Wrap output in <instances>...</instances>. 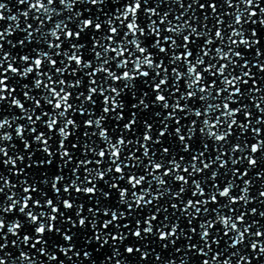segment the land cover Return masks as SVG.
Segmentation results:
<instances>
[{"label": "snow or ice", "instance_id": "1", "mask_svg": "<svg viewBox=\"0 0 264 264\" xmlns=\"http://www.w3.org/2000/svg\"><path fill=\"white\" fill-rule=\"evenodd\" d=\"M15 3L27 8L11 14L8 3L0 0V22H9L0 29V130L15 124L19 145L9 149L6 143L13 135L0 132V142H5L0 155L4 168L25 178L13 184L0 169V213L18 207L25 219L8 221L0 215V264H44L20 249L22 230V244L51 264H65L56 252L72 264L81 255L80 264H96L93 251L99 253L106 245H111L110 254L101 264L113 258L115 264H126L119 259V245L129 237L145 241L153 236L165 242L162 249L169 244L176 253L187 249L179 264H189L188 252L204 257L199 264H252L241 252L244 246L256 259L264 256V226L260 220H246L248 215L264 219V211L247 208L257 199L249 195L248 169L257 168L261 161L255 157L264 153V139H259L264 135V88L253 73V68L264 73V61L252 63L245 55L255 46V56L264 57L258 47L264 0H190L187 5L184 0H123L110 15L102 6L120 0H59L68 13L76 4H87L104 18L86 8V18L85 12L76 11L51 28L46 22L62 14L56 0ZM163 4L168 7L161 11ZM225 6L234 11L221 12ZM16 33L15 42L8 39ZM250 81L252 86L245 87ZM14 85L23 99L15 95ZM9 100L21 115L3 116L2 102ZM243 101L260 114L256 127L250 104ZM241 113L246 123L238 119ZM249 130L256 141L251 145L245 138ZM234 136L236 142L230 140ZM245 150L253 155L234 158ZM245 160L247 168L241 171ZM31 169L37 175L29 180ZM256 175L264 180V171ZM225 176L221 186L217 181ZM17 187L22 196L12 191ZM234 189L240 194L233 195ZM258 196L264 206V184ZM80 198L87 203H78ZM237 204L246 209L239 215L233 207ZM138 209L149 211L130 220ZM9 234L15 237L11 245L19 249L16 257L5 251ZM81 240L78 248L75 241ZM221 241L224 248L213 253V245L220 249ZM123 251L140 253L142 260L149 256L130 241Z\"/></svg>", "mask_w": 264, "mask_h": 264}, {"label": "water", "instance_id": "2", "mask_svg": "<svg viewBox=\"0 0 264 264\" xmlns=\"http://www.w3.org/2000/svg\"><path fill=\"white\" fill-rule=\"evenodd\" d=\"M4 2L8 3V5L11 7L12 9V13L11 14H15L17 13V9H19L20 11H23L27 8V5H17L15 3V0H4ZM190 0H184V3L185 5H187V3H189ZM123 3V0H120V3H117V4H111V3H106L105 5H103V10L105 13H108L109 15L114 11V9L116 7H119L120 4ZM55 7L57 8L58 11H61V16H54L53 17V20L51 22H46V26L47 28H51L53 27L54 23L59 20V19H64L65 17L69 16V15H73L74 12L76 11H82V12H85V9L86 8H90L92 13H94L95 15H100L101 16V19H103L104 17L101 15V13H99L97 11V9L91 5H87V4H76L73 8V12L72 13H68L66 10L63 9V6L60 5L59 3V0H56V4H55ZM168 7L167 4H163L162 7H161V11L162 10H165L166 8ZM178 6L177 5H172V8L173 9H176ZM194 8H196V6L194 5ZM210 12V10H208ZM221 12H224V11H234L233 9H227L226 6L221 8L220 9ZM6 16L9 15L10 13L8 12H5L4 13ZM197 15H200V12L197 8ZM88 16V12H85L84 14V17L82 18H86ZM142 16V19H143V14H141ZM21 19H23V17H21ZM31 22V20L29 21ZM67 22V21H66ZM8 21H4V22H0V29H2V27H6L8 25ZM74 23L75 21H73V23H70V27H74ZM247 28V25L245 26ZM214 31V30H213ZM262 32V38H261V44L258 46L260 47L261 51H264V30H260ZM19 36V33H16L15 35H13L12 37H8V39H11L13 40V42H15V40L18 38ZM119 39V38H118ZM9 45L5 43V50H9ZM30 47V46H29ZM21 51L23 52L22 49H12L13 53H15L16 51ZM245 55L247 56V58L249 59L250 62L252 63H255L258 59L261 60V61H264V57H256L255 56V46L250 50V51H246L245 52ZM85 56L87 58V53H85ZM15 66L17 67H20V64L17 63ZM2 71V70H0ZM237 72H239V69H237ZM253 73L257 76V84L261 87V88H264V80H261L259 79V77L261 76H264V73H259L258 70L256 68H253ZM15 79H19L18 77L15 78ZM31 79V77L29 78ZM17 87L18 91L17 93L15 94L18 98H21L23 99L22 97V92L19 90V85H14ZM252 84H251V81L249 82V85L245 86V87H251ZM154 95V94H152ZM261 95H264V93H261ZM244 103H249L250 104V110L252 111L253 113V127H256L257 125H255V118L258 117L260 114L256 111L254 105H251V103L249 101H243ZM3 103V116H7L9 118L13 117V116H19L21 115L19 109H16L14 107H10L9 104H10V100L9 101H5V102H2ZM25 105L26 106H29L30 105V102L28 101H24ZM238 105H234V107H236ZM2 118V117H0ZM80 119L82 120L83 117H80ZM238 119L241 121V122H245L246 121L244 120V117H243V114L241 113L238 117ZM18 123H27L26 121H18ZM109 129L111 130V123H109L108 125ZM0 132H9L13 135L14 139L11 141V142H7L6 143V146L9 147V149H11V145L12 144H17L19 145V140L17 138H15V124H13V126L11 128H7V129H3V130H0ZM27 135V134H26ZM235 135H239V130H235ZM245 138L247 139V142L249 145H251L252 143H255V139L253 138L252 136V133L251 131L249 130L246 134H245ZM259 139H264V135H261L259 137ZM230 140H232V142H236L235 141V136L230 138ZM0 143H5V142H0ZM175 147L176 145L174 144L173 145V148L175 150ZM194 147H195V144H194ZM53 148H55V145H53ZM127 151V150H126ZM10 155H13L14 153L10 151L9 153ZM230 155H232L231 153H229ZM247 156V155H253L250 150H245L244 153H236L234 155V158H239L240 156ZM255 158H257L258 160L261 161L260 164H258L257 168L255 169H248L249 171V176L247 177V179H250L252 181V186L250 188V192H249V195L250 197H256L257 199L250 203L247 208L250 209L252 207H256L258 208L259 210L261 211H264V206L260 205L259 203V196H258V193L259 191L261 190V185L264 184V180H261L257 177L256 173L258 171H264V153H261L260 155L256 156ZM4 157L2 155H0V169L3 170L4 172V175L8 176L12 183L13 184H16L17 181L19 179H24L25 177H16L14 175H12L8 170L7 168H4L3 164H2V161H3ZM225 159H227V157H225ZM107 163V162H106ZM18 166L19 167H23L22 164H19L18 162ZM229 167H233L231 165V161H229ZM239 167L241 168V171H243L245 168H247V161L245 160L243 162V164L239 165ZM8 168H11V165L8 166ZM30 172H32V176H29L27 177L29 180H32L36 175V170L35 169H31L29 170ZM49 172L51 171V169L48 170ZM137 171L139 172L140 170L137 169ZM221 173L223 174L224 173V170H221ZM183 174V173H181ZM210 173H206V175H209ZM112 175H115V173H113ZM228 176H230V174H228ZM227 182V176H225V178L223 179H220L217 181V183H219L221 186H223L225 183ZM237 184L240 185V187H243V184L242 182L237 179ZM0 186H2V182H0ZM121 186H125L124 184H122ZM210 183L208 185V188L210 189ZM50 187V186H49ZM154 189H155V185L153 186ZM8 190L6 189V192ZM12 191H16L18 193H20V195L22 196L23 193L22 191L20 190L19 187H17L16 189H13ZM8 194H11L10 192ZM239 189H234L233 191V195H239ZM117 195V193L113 192V196L115 197ZM67 198V197H65ZM73 198H75V194L73 196ZM95 199V198H93ZM220 201L221 203H224V200L223 198H220ZM77 202H86V198H80L77 200ZM115 202V201H114ZM161 204H165V201L164 200H161L160 201ZM62 207V206H61ZM151 207V206H150ZM213 207H216L215 205H209V208H213ZM233 207H236L237 209H239L237 212H236V215H239L240 214V211H245L246 209L242 206V204H237V205H234ZM121 210H123V206H121ZM149 211V209H138L136 211V213L133 214V217H130V220H134L137 216H143L145 213H147ZM85 214H87L86 210H85ZM171 214V210L169 211V215ZM224 214H227V215H231L232 213L228 212L227 210L224 211ZM0 215H4L5 218L8 220V221H12V220H15V219H21V220H24L25 218L19 213V210H18V207H17V210L13 213H0ZM179 215V213L177 214ZM210 215H214V214H211ZM163 216V213H161V217ZM75 219V217H73ZM246 220L248 223H251V221L253 220H260L261 222V225L264 226V219L260 218L258 215L257 216H251V215H248L246 217ZM125 222H128V221H125ZM57 226H60L59 224ZM64 227H67V225H64ZM241 228L244 227V225H241L240 226ZM123 230V229H122ZM255 227H253L252 231H255ZM6 232V229L4 230ZM24 231L25 230H22L21 231V240L17 241V243L19 244L20 246V249H23L24 251H27L29 252V255H32V256H35L37 257L39 260H43L44 261V264H51V262H49L47 260L46 257L44 256H41L38 252H36V250L34 249H31L30 246H25L22 244V236L24 234ZM75 231V229H74ZM87 231L90 232V229H88ZM109 231H111V229H109ZM213 231V235H215V231ZM220 235H223V229L221 228L220 229ZM15 239V237H12L10 234L8 235V241H9V246L8 248L5 250V251H10L14 257L18 256L19 255V249L16 248V247H13L11 245V241ZM45 239H49L51 241V236H48V237H45ZM59 239V238H57ZM198 236L194 237L193 239V243H197L198 242ZM224 240H227L229 243L231 242L230 239L228 237H225ZM131 242V244L135 247H141L143 250H146L149 252V256H148V259L147 260H142L140 258V253H135L133 255H129L127 254L126 252L123 251L124 247L128 244V242ZM129 241H126L125 242V245H119V248H120V251L122 253V256L119 257V259H122L124 261H126V264H166V261L168 260H175L177 262V264H179L180 262V259L181 257L184 255L185 252H187V249L186 248H183L182 247V251L181 253H176L174 251V248L171 244H169V248L168 249H162L161 248V244L162 243H165V242H161L159 241L156 237H148L145 241H136L135 238L133 237H129ZM149 241L151 243H149ZM3 241L0 240V243H2ZM77 243V247L79 248L80 246V243H82L83 241H75ZM182 242H183V237L181 238V241H178L177 242V246H181L182 245ZM93 245H95V241H93ZM67 246V245H65ZM224 241H221V246H220V249H217L215 245H213V253H215L216 251L218 250H222L224 248ZM39 247V246H38ZM89 251H93V247H89L88 248ZM110 250H111V245H106L104 249H102L99 253H96L93 251V259L96 260V264H101V262L104 260L105 257H107L109 254H110ZM154 250V251H153ZM49 251L50 252H55L56 249L55 248H49ZM232 250L229 249V252H231ZM241 252L243 254H246L248 255L251 259H252V264H264V256H262L260 259H256L255 256L256 254L252 253L250 247H247V246H244L241 248ZM213 253H210L209 254V258L210 256L213 254ZM56 254L61 258V259H64L65 260V264H72V262L68 261L66 259V257L63 256L62 253H59V252H56ZM159 254L162 256V259L160 261H157L155 259V256ZM71 255V253H70ZM188 257L190 258L189 259V264H199L200 260L204 259V257H199V256H195L193 253L191 252H188L187 253ZM227 255L228 253L225 254V256L221 257V259L223 260L224 258H227ZM115 259L117 258H113V260L110 262V264H115ZM237 258L236 257H233V260L235 261ZM73 260L75 261V264H80L81 260H83V256L81 255V257L79 259H77L76 257H73ZM84 264H90V261H84ZM104 264H109V262L105 261Z\"/></svg>", "mask_w": 264, "mask_h": 264}]
</instances>
